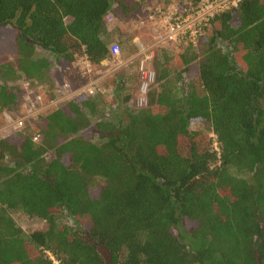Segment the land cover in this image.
Returning <instances> with one entry per match:
<instances>
[{
	"label": "trees",
	"instance_id": "16d2710c",
	"mask_svg": "<svg viewBox=\"0 0 264 264\" xmlns=\"http://www.w3.org/2000/svg\"><path fill=\"white\" fill-rule=\"evenodd\" d=\"M148 6L0 0V125L22 111L16 79L60 82L54 65L84 57L99 68L112 57L106 17L137 20ZM158 50L145 106L127 104L131 80L116 73L107 94L4 132L0 264H53L46 252L57 264H264V0L219 13L195 45ZM12 212L46 227L26 233Z\"/></svg>",
	"mask_w": 264,
	"mask_h": 264
},
{
	"label": "rangeland",
	"instance_id": "374dc122",
	"mask_svg": "<svg viewBox=\"0 0 264 264\" xmlns=\"http://www.w3.org/2000/svg\"><path fill=\"white\" fill-rule=\"evenodd\" d=\"M176 6L181 8V6H178L173 0H149L148 9H150L151 14H153L156 8H161L166 11ZM136 21V19L118 21L113 17L106 18V25L110 32L107 39L108 47L114 43L122 47L118 60H113L111 58L105 60L101 63L99 68H93L91 71L87 70L82 59L75 61L70 67L56 63L54 69L56 68L59 73H62V80L60 82L53 80L52 84L44 83L37 85L30 81L23 80V76L15 81L13 80L15 84L19 82L18 84H20L24 90V99L21 106L22 111L20 110L15 115L5 112L4 115L7 119V124L5 126L0 125V128L5 131L11 130V134L19 137L23 136L24 133H30L31 129L40 123L39 116L41 114L49 109L63 108L68 101L81 96L86 86L94 85L97 90H99L97 93L101 92L107 94L104 81L106 78L116 73L127 75V80L128 78L131 80L126 84L128 88L127 92L131 94L130 102L127 104L133 107H141L139 105V100L143 95L139 90L140 75L137 66L133 65L136 60L139 65V55L141 54L139 51L137 53L133 41L137 39L136 41L143 44L147 53L148 48L151 47L154 41L156 34L155 30H157L156 23H158V21L156 20V23H154V21H147L143 26L138 25ZM2 39L5 40V33L0 34V40ZM159 51L160 50L155 52V56ZM42 55L44 56L43 52L37 50L35 56L40 57ZM150 61L151 60L145 62V70L152 72ZM49 76H54L52 71L49 73ZM64 84H68L70 89L64 88ZM50 85H53V87ZM123 96L122 94L121 99H123ZM30 105H35V107L31 108ZM123 107L124 104L122 108ZM112 108L114 109V107ZM191 129L201 131L202 127L200 124L193 123ZM211 137L215 140L213 135H211ZM213 146L215 148V142ZM10 216L15 224L26 233L42 230L46 227V223L41 219L21 212H12Z\"/></svg>",
	"mask_w": 264,
	"mask_h": 264
},
{
	"label": "built area",
	"instance_id": "2783aa9c",
	"mask_svg": "<svg viewBox=\"0 0 264 264\" xmlns=\"http://www.w3.org/2000/svg\"><path fill=\"white\" fill-rule=\"evenodd\" d=\"M240 0H200L197 6H184L183 8L167 9L166 11L161 8H156L151 14L150 9L147 10V14L139 19H137L138 25H145L147 21L156 20L157 30H155V37L151 47L146 50L139 41L135 39L133 41L137 53L139 55V75H140V86L139 90L142 93V97L139 100L140 106H145L146 104V93L151 84L154 83L155 76L151 71L145 70V62L152 60L155 55V52L163 45L172 44V45H184L188 46L189 44L195 45L199 35L202 33L203 28L208 24L210 19L215 17L221 12L230 10L233 7H236ZM108 15L107 17H110ZM106 17V18H107ZM111 52V59L118 60L120 57V48L117 43L109 46ZM84 61V64L88 71H91L93 67L88 62L87 58H80ZM64 88L70 89L68 84L63 85ZM97 88L94 85H88L84 88L83 94L85 96H93L97 93ZM40 99V98H38ZM31 108L35 105H30ZM30 108V109H31ZM7 120V119H6ZM5 130L0 128V138L5 134ZM215 139V137H214ZM36 140V138H34ZM215 150L218 151L217 144L215 143ZM47 256L52 260L53 264H57L56 260L46 252Z\"/></svg>",
	"mask_w": 264,
	"mask_h": 264
}]
</instances>
